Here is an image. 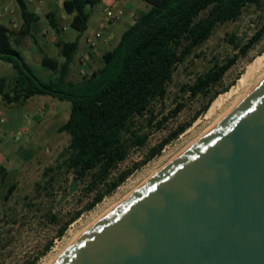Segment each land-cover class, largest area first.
I'll use <instances>...</instances> for the list:
<instances>
[{
	"label": "trees",
	"instance_id": "16d2710c",
	"mask_svg": "<svg viewBox=\"0 0 264 264\" xmlns=\"http://www.w3.org/2000/svg\"><path fill=\"white\" fill-rule=\"evenodd\" d=\"M21 9L24 27L30 31L36 14L29 11L25 0H16ZM102 0H67L64 8L74 12L73 28L84 33L90 20V9ZM150 9L140 12L135 23L123 34L119 44L103 56L104 65L80 82L67 81L70 64L78 50V42H60L57 46L65 59L64 63L49 57L40 49L43 66L56 73L52 80H44L27 64L23 55L12 44L6 28H0V59L10 62L17 73L13 77L0 78V96L7 106L22 105L38 96H51L72 102L69 120L59 133L71 136L69 146L61 153L57 166L44 172L45 183L37 185V191L52 194L56 185L70 178L72 193L84 189L93 196L86 207L65 222L57 233L62 239L69 227L83 213L90 212L107 197L113 195L141 166L123 171L115 176L135 150L144 148L152 129H162L186 107L176 100L177 107L157 123L152 110L153 103L165 100L168 87L174 79L179 65L187 62L196 48L206 43L215 30L224 24L238 21L250 6L261 7L264 0H147ZM208 10L206 17L199 18ZM52 27L58 31L57 20L50 17ZM264 36V23L260 30L245 45L236 43L237 35L230 36L242 56ZM238 58L227 57L225 61L213 60L207 70L196 75L190 84L181 88L183 98L192 100L207 97L217 87ZM228 91L226 89L224 92ZM210 97L201 113L209 110L213 101L222 93ZM178 99V98H177ZM149 114L146 125L141 118ZM195 119V118H194ZM181 125L157 147L151 149L144 164L160 156L164 148L191 126ZM156 124V125H155ZM149 129L150 131H146ZM4 167L0 168V179H5ZM82 186V187H81ZM15 190L9 187L3 197L8 202ZM55 224L59 218L52 217ZM3 220L0 218V235ZM50 241L28 264H37L53 248Z\"/></svg>",
	"mask_w": 264,
	"mask_h": 264
},
{
	"label": "water",
	"instance_id": "95a60500",
	"mask_svg": "<svg viewBox=\"0 0 264 264\" xmlns=\"http://www.w3.org/2000/svg\"><path fill=\"white\" fill-rule=\"evenodd\" d=\"M50 264H264V78Z\"/></svg>",
	"mask_w": 264,
	"mask_h": 264
},
{
	"label": "rangeland",
	"instance_id": "374dc122",
	"mask_svg": "<svg viewBox=\"0 0 264 264\" xmlns=\"http://www.w3.org/2000/svg\"><path fill=\"white\" fill-rule=\"evenodd\" d=\"M208 14L209 11L206 10L199 18L206 17ZM263 23L264 5L261 7H247L238 21L219 26L206 43L196 48L194 55L187 62L179 65L174 79L168 87L167 98L165 100L155 101L152 110L157 116L155 123L161 121L164 116H168L177 107L176 100L186 105L184 110L177 117L171 118L162 129H152L146 146L133 151L129 158L119 166V169L115 172V176L123 171L133 169L136 165H140L141 167L113 195L107 197L92 211L83 213L69 227L62 239H57L58 229L73 217L74 214L83 210L92 201L93 196H87L83 188L72 193L70 191L71 180L69 177L59 185H56L55 191L50 195L47 193L40 194L37 191V185L45 183V170L48 167L57 166L60 162L61 153L70 144V134L66 132L59 133L57 131L54 141L49 146L35 149V153L30 158L14 165V171L11 172L4 167L6 170V173L4 172L5 179L1 181L4 186L2 188L0 187V218L3 220V230L0 235V264H28L29 261L35 258L53 240L55 244L52 250L37 263L50 264L62 249L75 239L83 229L96 220L93 217L96 209L103 206L106 202L109 206L113 203L115 204L118 199L116 198L117 195H124L128 192L123 189L126 184L134 183L133 185L131 184L132 190L158 170L166 160L180 153L188 143L197 139L198 135L210 128L224 110L222 109L214 116L208 115L212 103L207 112L201 113V110L208 103L210 97L217 92H224L226 89L228 91L222 93L216 99L228 95L237 86L239 80L247 72L249 67L264 57V36L251 48L246 56H242L236 45L230 42V36L233 34L237 35L236 43L245 45L260 30ZM23 54L29 60L38 76L44 80H50L52 78L49 72H44L35 63V61H38L37 56H35L34 61L30 52L24 51ZM50 54L54 56V53ZM235 56L238 58L236 64L227 72L222 82L207 97H199L194 100L188 98V96L183 98L181 88L186 84L192 83L196 75L207 70L213 60L223 62L227 57L232 58ZM239 96L240 93H235L230 99L231 101L227 100V104L229 103L230 105ZM67 103L70 108L68 109L69 111L66 117L69 119L72 102L67 101ZM148 118L149 114H146L145 117L140 119V123L146 125ZM189 122L192 123L186 132L168 144L160 156L144 164L151 149L161 144L181 125ZM146 131L150 130L146 129ZM11 167L13 168V166ZM12 185H15V190L10 200L4 202L3 197ZM56 216L60 220L59 225L52 221V217Z\"/></svg>",
	"mask_w": 264,
	"mask_h": 264
},
{
	"label": "crops",
	"instance_id": "0c3cea01",
	"mask_svg": "<svg viewBox=\"0 0 264 264\" xmlns=\"http://www.w3.org/2000/svg\"><path fill=\"white\" fill-rule=\"evenodd\" d=\"M25 1L29 11L38 17V20L32 23L30 31L24 27L21 9L16 0H0V28L8 30L12 46L23 55L34 72L35 69L23 53L30 52L34 61L35 56L38 57L35 63L44 72L50 73L52 77L50 80L56 77V73L43 66L40 49H43L49 57L64 63L65 59L57 44L77 41L78 50L66 76L67 81L70 82H80L101 69L104 65L103 56L119 44L123 34L135 23L138 14L150 9L147 0H102L99 5L89 10L88 29L81 33L72 26L75 13L64 8L67 0ZM107 8H120L124 11V16L101 29L100 23ZM52 15L57 20L58 31L51 25ZM100 29L104 35H109L110 39L102 41L95 51H91L87 44L88 33ZM50 53H54V56ZM87 55L89 60L85 62L82 59ZM16 73L10 62L0 59V78L13 77ZM67 104L66 100L59 98L38 96L22 105L7 106L0 96V109L7 116L6 124H0V168L5 167L12 172L15 170L14 165L30 158L35 153V149L49 146L54 141L58 129L69 120L66 117L70 108ZM21 130H26V133L20 141H15L13 134ZM3 186L0 179V187Z\"/></svg>",
	"mask_w": 264,
	"mask_h": 264
},
{
	"label": "bare ground",
	"instance_id": "6f19581e",
	"mask_svg": "<svg viewBox=\"0 0 264 264\" xmlns=\"http://www.w3.org/2000/svg\"><path fill=\"white\" fill-rule=\"evenodd\" d=\"M264 78V57L261 58L260 60L256 61L254 64H252L249 69L247 70V72L242 76V78L239 80L237 86L226 96L224 97H221V98H218L216 99L209 112H208V115H216L218 114L222 109H224L221 113V116L218 117L216 120H215V123L216 124L220 118H222L224 116V114H228L232 109L233 107L239 102L241 101L244 96H246L251 90L252 88L259 83V81H261V79ZM235 93H240V96L235 99L234 101H232L229 105V103L227 104V102L232 98V96L235 94ZM228 100V101H227ZM231 101V100H230ZM226 106V107H225ZM225 107V108H224ZM212 124V126L214 125ZM209 130V128L205 131L207 132ZM203 131V133H205ZM202 134V133H201ZM199 136V135H198ZM195 140V139H194ZM191 143V142H190ZM188 143L183 149L182 151L190 144ZM181 151V152H182ZM172 159V158H171ZM171 159L169 160H166L160 168H158V170H156L154 173H152L149 177L146 178V180L148 178H150L152 175H154L157 171L161 170L164 166H166L170 161ZM145 176V175H144ZM143 176V177H144ZM135 179V178H134ZM146 180H144L143 182H141L140 184H138L137 186H135L132 190V185L134 184H126L123 189L124 190H127L128 192L124 195H117L116 198L117 201L115 202V204H117L120 200H122L123 197H125L128 193H130L131 191H133L134 189H136L137 187H139L141 184H143ZM142 181V180H141ZM137 182V181H136ZM135 182V183H136ZM139 183V182H137ZM136 183V184H137ZM122 194V193H121ZM114 204V203H113ZM111 205L109 206L108 203L106 202L103 206H100L98 209H96V212L93 214V217L96 218V220L101 217L104 213H106L110 208H112L114 205ZM95 221V220H94ZM93 221V222H94ZM92 222V223H93ZM76 238V237H75ZM74 240V239H73ZM69 245V244H68Z\"/></svg>",
	"mask_w": 264,
	"mask_h": 264
},
{
	"label": "built area",
	"instance_id": "2783aa9c",
	"mask_svg": "<svg viewBox=\"0 0 264 264\" xmlns=\"http://www.w3.org/2000/svg\"><path fill=\"white\" fill-rule=\"evenodd\" d=\"M123 16H124V11L122 9H120V8H107L105 10L104 17L100 23L101 29H102V27H105L108 24H111L113 22L120 20ZM101 29L97 30L95 32L88 33L87 44H88V47L90 48L91 51H95L102 41H107L110 39V36L104 35V32ZM82 60L85 62L88 61L89 55L83 57ZM6 122H7V116L4 113V111L2 109H0V124L5 125ZM25 133H26V130H21V131L14 133L12 137L15 141H20L22 136Z\"/></svg>",
	"mask_w": 264,
	"mask_h": 264
}]
</instances>
